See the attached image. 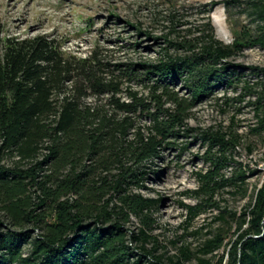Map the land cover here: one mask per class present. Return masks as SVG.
<instances>
[{
    "label": "trees",
    "instance_id": "trees-1",
    "mask_svg": "<svg viewBox=\"0 0 264 264\" xmlns=\"http://www.w3.org/2000/svg\"><path fill=\"white\" fill-rule=\"evenodd\" d=\"M225 4L251 17L256 34L230 21L234 40L225 44L208 19L193 38L169 42L175 55L139 64L99 50L79 58L54 36H6L0 23V264H212L221 251L217 264H264V180L240 214L216 199L249 197L257 171L234 162L244 136L189 126L199 104L243 83L224 106L248 98L257 119L250 132L264 134V69L243 82L252 68L235 62L246 49L264 50V0ZM189 137L206 147L207 168L184 194L197 203H180L182 226L200 235L207 227L189 231L214 212L218 226L197 249L175 241L167 255L155 234L159 201L140 191L164 153H184L191 142L179 141Z\"/></svg>",
    "mask_w": 264,
    "mask_h": 264
},
{
    "label": "rangeland",
    "instance_id": "rangeland-1",
    "mask_svg": "<svg viewBox=\"0 0 264 264\" xmlns=\"http://www.w3.org/2000/svg\"><path fill=\"white\" fill-rule=\"evenodd\" d=\"M226 0H0V23L6 36L35 37L51 35L63 42V50L79 58H86L99 50L101 56L113 63L124 62L139 64L154 62L163 57L167 50L175 55L169 42L190 39L196 36V30L211 22L217 39L225 44L234 40L231 22L237 32L249 29L257 31L252 18L238 8L225 4ZM231 21V22H230ZM256 34V33H254ZM168 41H165L164 39ZM235 62L248 69L244 71L243 82L254 83L257 72L264 69V50L255 47L241 52ZM254 68V69H253ZM258 75V74H257ZM244 84H236L230 89H220L217 94L203 101L192 112L189 126L196 130L209 128L227 129L233 127L244 136L242 145L234 152L235 164L242 168L256 170L257 173L247 179L248 196H232L221 192L216 197L221 206H227L233 212H240L250 201L255 189L264 180V134L257 136L250 130L257 126L253 109L247 105L248 98L242 103L233 102L224 106V97H236ZM181 93L185 91L177 86ZM191 142L184 153L165 152L162 159L152 168L140 192L148 198L159 201L156 215L159 229L155 232L166 249L167 255L176 252L178 247L189 244L198 248L205 239L204 233L217 228L211 218L218 212L208 213L198 218L189 232L207 227L200 235H190L182 226L184 211L180 203L194 205L197 201L184 196L187 191L198 188L195 173L204 171L207 165L201 159L206 147L193 137L181 139L179 143ZM247 144L253 146L249 154ZM136 221L129 225L131 230ZM214 224V225H209ZM234 230L232 231V233ZM230 234V237L233 234ZM219 255L212 259L217 264Z\"/></svg>",
    "mask_w": 264,
    "mask_h": 264
}]
</instances>
